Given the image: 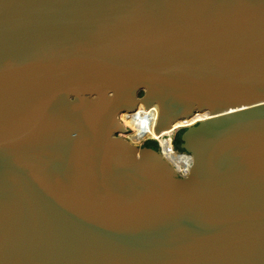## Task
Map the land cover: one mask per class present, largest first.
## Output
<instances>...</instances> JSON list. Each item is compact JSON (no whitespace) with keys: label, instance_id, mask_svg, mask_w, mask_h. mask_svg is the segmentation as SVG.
Wrapping results in <instances>:
<instances>
[{"label":"water","instance_id":"95a60500","mask_svg":"<svg viewBox=\"0 0 264 264\" xmlns=\"http://www.w3.org/2000/svg\"><path fill=\"white\" fill-rule=\"evenodd\" d=\"M0 264H264V0H0Z\"/></svg>","mask_w":264,"mask_h":264},{"label":"bare ground","instance_id":"6f19581e","mask_svg":"<svg viewBox=\"0 0 264 264\" xmlns=\"http://www.w3.org/2000/svg\"><path fill=\"white\" fill-rule=\"evenodd\" d=\"M139 106L141 107L142 105H139ZM139 106L137 107L136 110L131 111L130 113H125L123 116L129 115V114L132 115V114L136 113L139 109ZM142 107L144 110V106H142ZM147 109L144 110V111H146V113L143 112L144 114H146V117L134 116L132 118V121L139 126L138 129H140L139 130L140 132H142V131L148 132V131L154 130L156 109L155 108H152V109L149 108V110H147ZM204 118H205L204 115L199 114V115L192 117L190 120H188L186 122H180V123L175 124L174 127L176 125H181V127H183V126H185V124L187 122L190 121V123H187V126H185V127H188V126H191L193 124H196L199 121H202ZM174 127H173V129H174ZM153 134H154V132H153ZM172 135H173L172 131H167V132H163L160 135L156 136V138L161 142V146H162L161 155L173 166L174 170L178 174L186 175V173L189 172V169L192 166V158L186 154L175 153L172 150V148L169 145V141L171 140ZM184 169H187V170H185L186 173L184 172L183 174H181V172Z\"/></svg>","mask_w":264,"mask_h":264},{"label":"rangeland","instance_id":"374dc122","mask_svg":"<svg viewBox=\"0 0 264 264\" xmlns=\"http://www.w3.org/2000/svg\"><path fill=\"white\" fill-rule=\"evenodd\" d=\"M142 113H140V112H136V113H134L133 114V116L132 117H128V116H126V117H124L125 119H128L127 121H124L125 123H123V125H124V128L126 129V131L128 132V136L130 137L129 139H130V143L132 144V145H134V146H137V147H139L140 148V146H141V144L143 143V142H146V141H153V142H155L156 144H157V151L159 150V146H160V148H161V150H162V146H161V142L156 138V136L153 134V131L151 130V131H142V132H140L139 130L140 129H138L139 128V126L136 124V123H134L133 121H132V118L134 117V116H141V117H146V114H144L143 112H145L146 113V111H144V110H142L141 111ZM123 122V121H122ZM187 123H190V121L189 122H187ZM187 123L185 124V126H187ZM178 128H181V125H176L175 127H174V129H173V135H172V137H171V140L169 141V145H170V147L172 148V140H173V138H174V136H175V131L178 129ZM139 134V135H138ZM133 138V139H132ZM173 150V149H172ZM180 154H185V153H180ZM189 156V155H188ZM185 170H187V169H184V171Z\"/></svg>","mask_w":264,"mask_h":264},{"label":"flooded vegetation","instance_id":"af4514ba","mask_svg":"<svg viewBox=\"0 0 264 264\" xmlns=\"http://www.w3.org/2000/svg\"><path fill=\"white\" fill-rule=\"evenodd\" d=\"M150 109H151V108H150ZM142 110H143V107H142V106H141V107L139 106L138 112L142 113V112H141ZM147 110H149V108H148ZM126 116H128V117H132L133 114H132V115L129 114V115H125V116L121 115V121H123V123H125L124 121H127V120H128V119H125V118H124V117H126ZM127 135H128V132L126 133L125 137H126ZM129 138H130V137H129ZM129 141H130V139H129ZM184 172L186 173V171L183 170V171L181 172V174H183Z\"/></svg>","mask_w":264,"mask_h":264}]
</instances>
